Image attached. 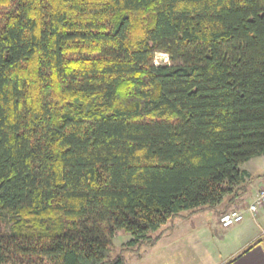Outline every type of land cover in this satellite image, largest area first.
<instances>
[{
	"label": "trees",
	"instance_id": "trees-1",
	"mask_svg": "<svg viewBox=\"0 0 264 264\" xmlns=\"http://www.w3.org/2000/svg\"><path fill=\"white\" fill-rule=\"evenodd\" d=\"M263 154L264 0H0V264H126Z\"/></svg>",
	"mask_w": 264,
	"mask_h": 264
},
{
	"label": "rangeland",
	"instance_id": "rangeland-1",
	"mask_svg": "<svg viewBox=\"0 0 264 264\" xmlns=\"http://www.w3.org/2000/svg\"><path fill=\"white\" fill-rule=\"evenodd\" d=\"M155 61L156 64L166 63L168 58L158 54ZM216 219L219 221V216L209 210L188 220H178L174 230L155 246L143 247L140 254L126 252V264H221V258L230 252L234 240L231 241L229 233L225 238L226 233L220 235L211 230ZM130 239V235L117 231L113 239V254H117L121 245Z\"/></svg>",
	"mask_w": 264,
	"mask_h": 264
},
{
	"label": "crops",
	"instance_id": "crops-1",
	"mask_svg": "<svg viewBox=\"0 0 264 264\" xmlns=\"http://www.w3.org/2000/svg\"><path fill=\"white\" fill-rule=\"evenodd\" d=\"M241 168L253 178L248 185L247 193L229 209L224 203L216 210H212L219 216V221L216 219V223L212 224L211 230H215L220 235L229 233L231 241L234 240L230 252L221 258V264H264V207H261L255 215L247 212L249 205L254 202L258 192L264 188V154L252 158L243 164ZM224 209L228 211L237 209L243 212L244 221L234 225L235 227L222 228L220 217ZM228 235L225 238H228ZM251 246L253 247L248 250ZM137 254H140V252Z\"/></svg>",
	"mask_w": 264,
	"mask_h": 264
},
{
	"label": "built area",
	"instance_id": "built-area-1",
	"mask_svg": "<svg viewBox=\"0 0 264 264\" xmlns=\"http://www.w3.org/2000/svg\"><path fill=\"white\" fill-rule=\"evenodd\" d=\"M261 207H264V188L258 192L254 202L249 205L247 212L252 215H255ZM243 221L244 213L238 211L237 209L228 211L220 217V225L224 229L231 228L234 225L239 224Z\"/></svg>",
	"mask_w": 264,
	"mask_h": 264
}]
</instances>
